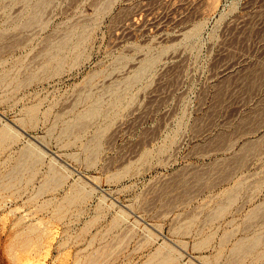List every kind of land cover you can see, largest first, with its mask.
Segmentation results:
<instances>
[{"label": "rangeland", "instance_id": "obj_1", "mask_svg": "<svg viewBox=\"0 0 264 264\" xmlns=\"http://www.w3.org/2000/svg\"><path fill=\"white\" fill-rule=\"evenodd\" d=\"M0 264H264V0H0Z\"/></svg>", "mask_w": 264, "mask_h": 264}, {"label": "bare ground", "instance_id": "obj_2", "mask_svg": "<svg viewBox=\"0 0 264 264\" xmlns=\"http://www.w3.org/2000/svg\"><path fill=\"white\" fill-rule=\"evenodd\" d=\"M210 1H212V0H210ZM213 1H214V0H213ZM41 2H42V1H41ZM208 2H209V1H208ZM210 3H211V2H210ZM213 3H214V2H213ZM213 3H212V5H213ZM38 4H39V2H38ZM215 4H216V3H215ZM39 5H40V4H39ZM210 5H211V4H210ZM37 7H38V6H37ZM38 9H39V8H38ZM199 9H200V8H199ZM34 10H35V9H34ZM32 13H33V12H32ZM35 15H37V12L34 14V16H33L34 18L36 17ZM31 17H32V14H31ZM36 18H37V17H36ZM36 18H35V19H36ZM31 19H32V18H31ZM31 19H30V20H31ZM35 19H34V20H35ZM31 21H32V20H31ZM60 42H61V41H60ZM63 42H65V40H64V41L62 40V43H63ZM57 45H58V44H57ZM60 47H61V46H60ZM60 47H59V48H60ZM58 50H59V49H58ZM50 52H51V51H50ZM56 52H58V51H56ZM56 52H55V54H56ZM52 53H53V52H52ZM53 54H54V53H53ZM55 54H54L53 57H55ZM57 54H58V53H57ZM46 59H47V58H46ZM147 62H149V61H147ZM147 62H146V63H147ZM148 65H149V64H148ZM144 66H145V65H144ZM144 68H145V67H144ZM144 70H145V69H144ZM138 73H139V72H138ZM137 76H138V75H137ZM95 102H96V101H95ZM93 103H94V102H93ZM96 103H97V102H96ZM98 104H99V103H98ZM91 107H92V109H93V106H91ZM97 107H98V106H96V108H97ZM94 108H95V106H94ZM96 108H95V109H96ZM98 108H99V107H98ZM95 109H94V111H95ZM89 111H90V109H89ZM94 111H93V114H94ZM98 111H99V110H98ZM91 112H92V111H91ZM86 113H88L87 110H86ZM95 113H96V112H95ZM98 113H99V112H98ZM83 114H84V113H83ZM86 115H87V114H86ZM91 116H92V115H91ZM72 126H73V125H72ZM27 151H28V150H27ZM29 152H30V151H29ZM27 153H28V152H27ZM29 154H33V153L30 152ZM25 155H26V154H25ZM27 155H28V154H27ZM29 156H32V155H29ZM29 156H28V157H29ZM253 240H254V239H253ZM253 240H252L251 243H253ZM255 240H257V239L255 238ZM244 244H245V243H244ZM249 246H250V245H249ZM249 246H248V247H249ZM238 247H239V246H238ZM238 247H237V248H238ZM248 247H247V248H248ZM247 248H246V249H247ZM241 249H242V248H241ZM239 250H240V249H239Z\"/></svg>", "mask_w": 264, "mask_h": 264}]
</instances>
